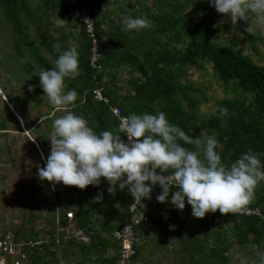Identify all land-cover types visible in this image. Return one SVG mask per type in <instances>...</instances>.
Returning a JSON list of instances; mask_svg holds the SVG:
<instances>
[{"label": "trees", "instance_id": "16d2710c", "mask_svg": "<svg viewBox=\"0 0 264 264\" xmlns=\"http://www.w3.org/2000/svg\"><path fill=\"white\" fill-rule=\"evenodd\" d=\"M133 1L85 0L96 18V35L101 45L102 59L98 67H94L90 59L91 37L79 13L80 0H0L1 15L6 20L4 26L9 31L14 53L9 55V61L15 59L21 63L23 59L28 68L40 64V67L51 69L58 56L72 47V39H77L79 74L75 79H65V91L75 89L79 96L73 105L64 108L83 116L97 134L118 130L120 118L114 114L113 105L119 106L125 116L133 112L156 114L163 111L170 123L180 126L191 137L199 136L201 131L215 136L219 141L217 151L225 165L230 166L251 150L264 166V63L245 53L237 42H222L216 36L220 29L196 20V16L208 10L217 12L210 0ZM115 12L119 13L118 22L111 17ZM125 15L146 18L150 27L139 32L123 31L122 17ZM250 15L256 18L254 13L249 12L248 17ZM240 21L247 29L251 27L248 20ZM76 29H81L79 36L75 34ZM248 33L249 48L259 52L254 44L264 42V38L253 29ZM44 50L51 60L42 55ZM207 63H212L228 95L210 114L201 109L202 103L208 101L203 87L192 79L184 82L182 78L189 75L191 68L205 70ZM124 68H127V79L121 78ZM98 87L109 101L96 97L94 92ZM15 107L27 125L36 130L38 125L35 126L32 116L28 118L25 105L16 102ZM221 108L228 110L226 115L220 113ZM0 109V134L13 129L20 131L14 113L9 108L8 112L4 107ZM56 109L42 117L47 121L55 120L54 114L61 108ZM57 115L61 116L59 111ZM121 135L127 142V136ZM37 137L42 142L49 140L46 132ZM179 143L189 150H197L194 144L182 140ZM37 181L35 179L29 193L35 197L39 195L46 206L54 203L56 206L53 211L30 213L27 221L32 225L22 223L15 231L16 240L32 245L25 249L29 264H61L60 255L66 264H114L120 250V241L114 239V231L129 214L132 196L128 188L120 190L117 185V191L109 193L110 184L103 177L99 186L89 185L85 189L67 186L54 191ZM176 190L173 187L168 201L160 203L156 197L162 188L157 184L151 199H144L141 207L151 220L136 228L140 244L131 264L146 257L143 242L148 230L163 242L154 249L163 253V258L166 257L165 246H168L164 244L173 245L170 230L172 236L185 241L184 254H179L177 249L172 252L179 260L188 261L187 264H232L236 247L249 253H253L254 247L258 248L262 256L254 262L248 260L247 264H260L264 259V181L257 184L254 198L246 206L259 208L260 215H222L217 210L196 218L187 201L183 210L171 205V195ZM101 194L102 200H96ZM181 213L184 215L180 216ZM44 214L48 228L38 229L34 223ZM182 217L202 230V234L189 233ZM72 224L89 240L82 239L74 229L68 231ZM6 234L8 231L0 232V236ZM148 255L152 256V252ZM152 260L147 257V262Z\"/></svg>", "mask_w": 264, "mask_h": 264}, {"label": "clouds", "instance_id": "9594fccd", "mask_svg": "<svg viewBox=\"0 0 264 264\" xmlns=\"http://www.w3.org/2000/svg\"><path fill=\"white\" fill-rule=\"evenodd\" d=\"M210 3L217 12L228 14L233 24L241 19L247 21L249 12L255 14L257 22H264V0ZM122 25L123 31L139 32L150 27V21L125 15ZM247 31L251 32V27ZM78 74L79 52L75 46L63 51L53 68L38 73L44 96L51 105L59 109L75 103L79 93L75 89L65 91V79H75ZM227 111L220 109L222 115ZM121 133L127 136V142ZM49 139L51 151L45 166L38 169L40 180L85 189L89 185L99 186L103 177L110 184L109 193L114 194L117 185L120 190L127 187L135 200L133 206L151 199L153 187L158 184L162 188L156 197L160 203L168 201L170 190L176 187L170 201L176 209L183 210L187 201L196 218L217 210L227 215L245 208L253 200L257 184L264 181V166L257 154L249 150L227 166L217 151L219 141L215 136L201 131L199 136L191 137L180 126L170 123L163 111L133 112L120 117L118 130L99 134L83 116L68 111L53 121ZM180 140L196 145L197 150L185 148ZM96 200H102V194ZM129 230L127 226L124 232ZM260 264H264V259Z\"/></svg>", "mask_w": 264, "mask_h": 264}, {"label": "rangeland", "instance_id": "374dc122", "mask_svg": "<svg viewBox=\"0 0 264 264\" xmlns=\"http://www.w3.org/2000/svg\"><path fill=\"white\" fill-rule=\"evenodd\" d=\"M133 2L134 1L132 0V3ZM116 6H118V4ZM118 15L119 13L115 12L111 17L118 22ZM249 17L248 23L251 25L252 29L260 33L264 38V22H257L256 18L251 15ZM196 20H203L205 25L220 29V31L216 33V36L222 42L233 40L234 42H237V46L243 49L245 53H250L256 60L264 63V42L254 44L258 48L259 52L257 53L254 49L249 48V43L246 40L250 36L247 31V25L243 21L238 20L236 24H233L231 17L228 14H222L214 10H208L201 15L196 16ZM4 24H6V20L2 17L0 9V76L2 81H0V83L3 90H0V108L4 107V96L6 95L10 101L13 99L15 103L17 102L25 105L24 109L27 110L28 118H31L32 116V119H35V126L38 125L35 130L27 125L24 118H17L21 126L20 131L13 129L7 134H0V232L8 231V234L14 235L17 227L22 223L28 226L32 225L27 221L28 217H30V213H45L49 209L51 211L55 209L56 203L51 206H46L43 202L44 200H42V202L40 201L38 197L39 195L35 197L33 194L29 193V191H31L29 189L31 185L36 183L35 179L38 180V184L50 187L52 191L57 190L58 188L63 190L66 189L67 186L63 185L62 182L53 185L52 182L46 180L42 181L38 177L39 167L45 166L46 159L50 155L51 142L50 139L46 142H42L37 135L46 132L47 136L50 137V133L52 132L51 125L54 121H47L42 115L45 113H51V111L56 108L49 103L47 97L44 96L42 87L40 86V77L38 73L46 69V66L41 65L40 67V64H38V66L37 64H34V67L31 69L27 67L26 62L23 61V59L21 63L15 61V59L9 61V55L12 56L14 53L11 50L12 41H10L11 37L9 31L6 30ZM105 28L107 29L108 25ZM72 40V43L77 44L75 39ZM42 55L45 58H48V60H51L52 58L46 50L42 51ZM3 59L5 63L3 62ZM126 72L127 68H124L121 78L127 79L128 76ZM182 78L184 82L188 79H192L203 87L208 96V101L202 103L201 109L207 114L215 112L218 108V102L225 96H228L224 90L222 82L217 79L213 71L212 63H207L205 70L191 68L189 75ZM30 88L32 90H30ZM8 105L9 104H6L7 107H10ZM58 111L61 116H63L71 110L64 107L61 108V110H57L56 114H54L55 119L58 118ZM75 114L77 115V113ZM28 160H31L32 163L28 164ZM26 203L29 204L27 205ZM30 203L34 206H31ZM45 215L46 214H44L43 218L35 221L34 224L38 229L48 228V222ZM182 215H184V213L180 214V216ZM184 223L188 227L187 231L189 233L193 235L202 234V230L195 226L193 227L191 224L192 222L188 219H185ZM67 229L68 231H72L73 229L74 231H77L73 224ZM170 232L171 231L169 230L173 245H171V243L164 244L168 245L165 246L166 248L164 249V253L166 254L165 258H163V253L160 251H154L157 246H162L163 242H160V239L156 237L152 231L148 230V236L146 234L147 237L145 236L146 238L143 242L145 245L144 251L146 257L140 259L136 263L133 262V264H187L188 261L179 260L178 255L172 252L173 249H177L179 254H184L183 249L185 241L180 237L172 236ZM43 235H45V233ZM169 235H167V237ZM83 236L85 235L83 234ZM85 241H87V239ZM257 249L258 248L254 247L253 253H249L242 247H236L233 250L234 257L232 264H247L248 260H253L252 262H254L262 256L261 252ZM149 252H152V256L148 255ZM142 253L144 254V252ZM147 257L153 258V260L147 262ZM60 259L61 264H66L61 255ZM88 264H94V262Z\"/></svg>", "mask_w": 264, "mask_h": 264}, {"label": "built area", "instance_id": "2783aa9c", "mask_svg": "<svg viewBox=\"0 0 264 264\" xmlns=\"http://www.w3.org/2000/svg\"><path fill=\"white\" fill-rule=\"evenodd\" d=\"M79 13L86 27V31L91 37V64L94 67H98L99 61L102 59V53L100 50V41L96 35V18L85 0H80ZM94 93L97 98L109 101V99L104 96L102 88H96ZM112 110L119 118L125 116L122 114L119 106L113 105ZM157 172L161 173L160 170H157ZM162 174L168 175L165 172ZM146 183H150V181ZM134 203V197H131L129 214L122 226L114 231V239L120 241V250L114 264H131L133 259L138 255V247L140 244L136 228L142 223L149 222L151 220L149 213L141 207L142 203L140 205L133 206ZM235 213L260 215L261 210L255 207H245ZM70 217L73 218V213H70ZM127 226H130V230L129 232H124V229ZM77 235H80L85 240H89L88 237L83 236L82 231L77 232ZM27 246L32 245H28L25 241L16 240L12 234L0 236V264H29V254L25 250Z\"/></svg>", "mask_w": 264, "mask_h": 264}, {"label": "crops", "instance_id": "0c3cea01", "mask_svg": "<svg viewBox=\"0 0 264 264\" xmlns=\"http://www.w3.org/2000/svg\"><path fill=\"white\" fill-rule=\"evenodd\" d=\"M79 30V31H78ZM80 31H81V29H76L75 30V34L77 35V36H79L80 35ZM76 40V42H77V44L75 43H72V41H71V45L72 46H75V45H78L79 44V42H78V40L77 39H75ZM0 90L1 91H3L2 90V88H1V83H0ZM4 99H5V102H6V104H9L8 106H10L11 107V109H10V107H7L6 106V104H5V102L3 103V101H2V103L4 104L3 106H4V109L3 110H6L7 111V108H9L14 114H15V116L19 119H22L23 117L20 115V113L16 110V107H15V102L13 101V99L10 101L9 100V98L5 95L4 96ZM11 132V131H10ZM5 133V132H4ZM6 134V133H5Z\"/></svg>", "mask_w": 264, "mask_h": 264}]
</instances>
